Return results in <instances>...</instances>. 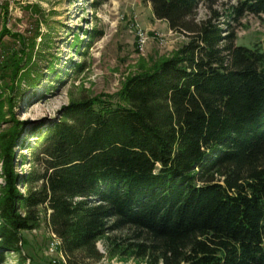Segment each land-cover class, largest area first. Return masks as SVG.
Masks as SVG:
<instances>
[{"label":"trees","instance_id":"1","mask_svg":"<svg viewBox=\"0 0 264 264\" xmlns=\"http://www.w3.org/2000/svg\"><path fill=\"white\" fill-rule=\"evenodd\" d=\"M249 1L264 13V0ZM150 2L155 19L194 37L128 80L119 102L76 105L72 123L41 133L29 147L45 168L30 177L39 188L21 195L6 168L0 264L22 254V232L45 210L70 264L101 259L97 242L123 228L137 240L126 252L146 264H264V52L220 48L222 29L190 21L200 0ZM32 50L11 55L10 78ZM17 133L6 137L7 163Z\"/></svg>","mask_w":264,"mask_h":264},{"label":"rangeland","instance_id":"2","mask_svg":"<svg viewBox=\"0 0 264 264\" xmlns=\"http://www.w3.org/2000/svg\"><path fill=\"white\" fill-rule=\"evenodd\" d=\"M250 4L249 0H200L190 21L192 25L211 21L222 29V49L233 43L264 52V13L249 11ZM153 13L150 0H0V200L8 186L6 168L15 176L21 195L40 187L30 177L45 168L34 162L29 147L41 133L72 123L76 105L98 97L119 102L128 80L177 56L194 37L171 30ZM24 46L33 48L30 75L23 77L27 70L22 67L16 78L12 74L10 78L7 62ZM17 131L19 139L7 163L4 143ZM49 215L42 211L39 226L22 232V254H8L6 264H18L21 256L30 264H70L62 241L54 237ZM136 242L133 229L110 231L97 242L101 259L77 254L71 261L146 264L125 250Z\"/></svg>","mask_w":264,"mask_h":264},{"label":"built area","instance_id":"3","mask_svg":"<svg viewBox=\"0 0 264 264\" xmlns=\"http://www.w3.org/2000/svg\"><path fill=\"white\" fill-rule=\"evenodd\" d=\"M141 34L144 35L143 32H141ZM142 44H143V42L141 43V46H142ZM54 237H55L56 240L60 241V240L56 237V235H54ZM54 263H55V262H54Z\"/></svg>","mask_w":264,"mask_h":264}]
</instances>
